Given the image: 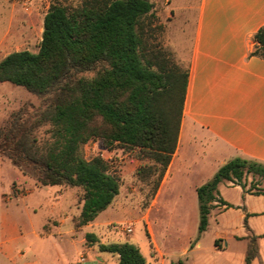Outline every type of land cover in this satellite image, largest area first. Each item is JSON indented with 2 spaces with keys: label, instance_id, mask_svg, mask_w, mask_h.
Wrapping results in <instances>:
<instances>
[{
  "label": "trees",
  "instance_id": "1",
  "mask_svg": "<svg viewBox=\"0 0 264 264\" xmlns=\"http://www.w3.org/2000/svg\"><path fill=\"white\" fill-rule=\"evenodd\" d=\"M153 10L150 0H82L75 6L54 1L39 51L13 52L0 62V83L47 98L33 117L20 111L0 130V155L25 174L32 172L42 187L81 188L76 228L93 223L120 192L109 162L101 156L83 158L84 145L95 141L106 150H138L141 159L158 165L161 181L176 153L190 73L147 42ZM254 41L253 55L264 58V26ZM44 127L49 137L41 140ZM248 177L253 181L247 192L264 195L254 183L256 177L264 179V164L240 157L197 189L200 232L208 228L219 185L246 189ZM87 239L99 243L94 234ZM99 249L117 255V264H146L131 244L99 243ZM255 255L252 248L247 264Z\"/></svg>",
  "mask_w": 264,
  "mask_h": 264
},
{
  "label": "rangeland",
  "instance_id": "2",
  "mask_svg": "<svg viewBox=\"0 0 264 264\" xmlns=\"http://www.w3.org/2000/svg\"><path fill=\"white\" fill-rule=\"evenodd\" d=\"M54 1L75 6L82 0H0V62L13 52L39 51L44 18ZM150 1L154 10L147 20V42L166 51L186 69L188 62L179 60L181 56L173 45L177 39H185L181 47L185 57L193 35L195 11L179 12L176 7L184 6L182 0ZM188 1L189 6L196 7L199 0ZM46 100L22 87L0 83V130L20 111L33 117L45 108ZM38 135L41 140L47 139L48 127ZM188 152L194 151L189 148ZM138 153L120 146L106 150L95 141L81 148V156L88 161L96 156L107 160L110 172L120 181V192L112 205L99 214L97 222L81 228H76L83 206L81 188H43L32 172L25 174L9 158L0 155V219L19 223V235L23 234L20 249L41 264H117L114 255L100 252L99 243L134 245L146 264H247L252 248L256 255L251 264H264V195L247 192L251 177L244 182L246 189L229 182L219 185L208 228L200 232L201 215L194 186L201 187L213 179L219 171L214 160L202 157L200 151L198 156L193 154L185 163L186 173L169 179L174 188L168 184L158 207L150 212L162 182L160 169L154 161L141 159ZM254 183L259 185L256 189L264 191L263 178L256 177ZM127 225L133 228L132 234L124 232ZM35 231H40L42 238L36 237ZM88 234L98 237L99 243L90 242ZM152 235L162 257L156 252ZM82 258L86 262L82 263Z\"/></svg>",
  "mask_w": 264,
  "mask_h": 264
},
{
  "label": "crops",
  "instance_id": "3",
  "mask_svg": "<svg viewBox=\"0 0 264 264\" xmlns=\"http://www.w3.org/2000/svg\"><path fill=\"white\" fill-rule=\"evenodd\" d=\"M181 2L179 12L195 11L185 57L181 54L185 39H172L179 60L188 62L189 83L178 147L150 212L158 207L169 179L185 174L187 159L198 156V151L219 169L239 157L264 164V58L253 55L254 37L264 26V0H199L196 7L188 0ZM171 14L176 18L173 9ZM169 186L174 188V182ZM199 187L194 186L196 194ZM40 231H35L38 238ZM19 234V223L0 219V264H41L20 249ZM152 241L162 257L153 235Z\"/></svg>",
  "mask_w": 264,
  "mask_h": 264
},
{
  "label": "built area",
  "instance_id": "4",
  "mask_svg": "<svg viewBox=\"0 0 264 264\" xmlns=\"http://www.w3.org/2000/svg\"><path fill=\"white\" fill-rule=\"evenodd\" d=\"M124 232L127 234H132L134 231H133V228L131 227V225H127L124 227ZM81 262L82 263L86 262L85 258H82Z\"/></svg>",
  "mask_w": 264,
  "mask_h": 264
}]
</instances>
